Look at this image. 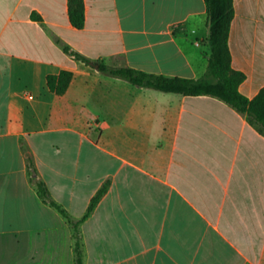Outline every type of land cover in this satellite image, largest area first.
I'll return each mask as SVG.
<instances>
[{"label":"crops","instance_id":"crops-1","mask_svg":"<svg viewBox=\"0 0 264 264\" xmlns=\"http://www.w3.org/2000/svg\"><path fill=\"white\" fill-rule=\"evenodd\" d=\"M0 0V264H264V133L212 96L135 86L95 62L199 80L205 0ZM240 93L264 87V0H234ZM65 47L91 60H77ZM73 73L64 95L50 75Z\"/></svg>","mask_w":264,"mask_h":264},{"label":"trees","instance_id":"trees-1","mask_svg":"<svg viewBox=\"0 0 264 264\" xmlns=\"http://www.w3.org/2000/svg\"><path fill=\"white\" fill-rule=\"evenodd\" d=\"M205 3L210 16L211 31L208 39L210 53L207 71L199 80L148 74L133 68L111 67L103 62H95V64L98 65V70L101 73L123 79L138 87L184 96H212L218 98L231 105L238 112L246 114L249 123L264 133V87L254 99H247L239 91V86L245 81L246 76L232 67L229 37L235 17L234 0H205ZM69 17L75 28L81 30L85 27L84 0H69ZM65 51L87 65L92 63L90 59L77 52H72L67 47H65ZM72 79L73 73L71 71H62L59 75L48 76L47 85L51 92L64 95ZM29 174L31 181L35 183L39 197L46 204L55 208L73 227L75 262L76 264H82L78 226L95 210L107 192V185L92 199L85 216L74 223L67 212L52 200L46 184L37 179L36 170L30 161Z\"/></svg>","mask_w":264,"mask_h":264},{"label":"water","instance_id":"water-1","mask_svg":"<svg viewBox=\"0 0 264 264\" xmlns=\"http://www.w3.org/2000/svg\"><path fill=\"white\" fill-rule=\"evenodd\" d=\"M97 68H98V66H97Z\"/></svg>","mask_w":264,"mask_h":264}]
</instances>
